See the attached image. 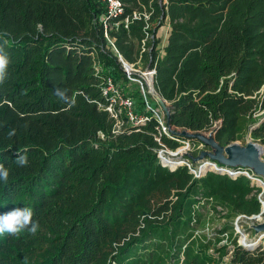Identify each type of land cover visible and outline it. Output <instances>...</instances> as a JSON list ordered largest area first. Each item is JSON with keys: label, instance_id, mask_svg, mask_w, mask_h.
Segmentation results:
<instances>
[{"label": "trees", "instance_id": "obj_1", "mask_svg": "<svg viewBox=\"0 0 264 264\" xmlns=\"http://www.w3.org/2000/svg\"><path fill=\"white\" fill-rule=\"evenodd\" d=\"M120 1L125 15L106 27L100 0H0V214L30 207L39 222L0 235V264H264L263 244H240L234 226L264 217L262 188L158 156L201 142L184 131L264 146V0ZM120 58L155 70L171 137L161 102ZM110 77L149 121L107 110Z\"/></svg>", "mask_w": 264, "mask_h": 264}, {"label": "built area", "instance_id": "obj_2", "mask_svg": "<svg viewBox=\"0 0 264 264\" xmlns=\"http://www.w3.org/2000/svg\"><path fill=\"white\" fill-rule=\"evenodd\" d=\"M100 1H101V3H103L106 6V10H107V13H106L107 15H106V19H105L106 20V23H105L106 27H107L109 21H111L113 19H118L122 15H125L124 14V12H125L124 4L120 0H100ZM120 59L123 63V67H124L125 61L122 58H120ZM130 69H131V64H130ZM130 69H127L125 67L124 70L126 71L128 76L131 78L132 73H131ZM154 74H155V70H151L148 74H145V75L147 77L152 78L154 76ZM109 93H112L113 96H112V99H111L109 106L107 107V110L109 112H111L112 115L116 119L119 118L121 112L125 111L127 116L129 117V119L131 120V122L134 123L135 125H143L147 121H149L148 117L138 116L134 113V101H133V99L129 98V97H125L124 95H122V93L116 87V85H115V83L111 77L106 80V88L104 90L105 95H108ZM160 112H161L160 110L155 111V116L158 119L159 124H160V128H159L160 133L166 134L167 136L171 137L172 136L171 128L167 125L166 118H165V111L162 110V113H160ZM156 140L159 143H161L160 137H157ZM166 151L169 152L172 150L163 146V148L159 150L158 156L161 159V161H163L164 164H166V165L169 164V166H172L171 163L166 162V160L168 159V157H166L167 156ZM172 160H174V159H172ZM179 165H187L188 168L190 169V171L196 177H201L209 171V170H201V169L198 170L196 165L194 163H191V162L186 163V164H180L179 162H176V167ZM215 167H216L215 170H212V171L222 172V173L228 174L229 176H232V177L239 176V175H245V176L249 177V179H251L253 183L257 184V182H260L264 185L263 180H261V178L257 177L255 175V173H253L248 168H244V167H240V166H237L235 168L218 167V165ZM259 199L263 205V212L262 213H264V191H262V193H260ZM261 216H262V214L258 215L257 217H261ZM258 244H260L258 241H253V242L248 243V244L243 243L242 245H244L245 247H252L253 248V247L258 246Z\"/></svg>", "mask_w": 264, "mask_h": 264}, {"label": "rangeland", "instance_id": "obj_3", "mask_svg": "<svg viewBox=\"0 0 264 264\" xmlns=\"http://www.w3.org/2000/svg\"><path fill=\"white\" fill-rule=\"evenodd\" d=\"M162 33L161 35H164L166 33L164 30L161 29ZM131 73L138 74L139 77H142L144 79V82L147 84L149 91H150V83H151V77H147L146 74V68H143L142 64H138L137 66H134L131 64ZM136 83L141 84L139 79L134 80ZM151 93V92H150ZM162 110V109H161ZM160 110V111H161ZM162 113V111L160 112ZM208 137L209 134H206ZM251 141L250 138H248L245 142H238L242 147H246L248 143ZM206 154V155H204ZM208 154L216 155V150L212 147L206 146V144L202 142H194V141H185L176 151H166V157L168 159L171 158L174 159L176 162H179L180 164H186L189 163L190 160L192 162H195L196 167L201 170H215V166H217V162H215L213 159H211ZM225 158H228V156L225 154ZM261 160L264 162V151L263 154H261ZM208 163V164H207ZM203 164V165H202ZM218 167H220L218 165ZM207 168V169H206ZM209 168V169H208ZM247 168V167H244ZM250 169L255 175L264 182V175H259L256 173L254 168H248ZM259 187L262 188V191H264V185L260 182H257ZM219 226V222H216V224L210 225L211 229H215ZM235 231L239 235V243H251L253 241H258L259 243L264 245V230L260 229L262 226H264V217H242L237 218L234 223ZM246 237V238H245ZM252 240V241H251Z\"/></svg>", "mask_w": 264, "mask_h": 264}, {"label": "water", "instance_id": "obj_4", "mask_svg": "<svg viewBox=\"0 0 264 264\" xmlns=\"http://www.w3.org/2000/svg\"><path fill=\"white\" fill-rule=\"evenodd\" d=\"M125 67L127 69H130V64L125 62L124 69ZM150 71V67H147L146 74H148ZM151 80L150 92L158 99L159 102H161L162 107L169 118L170 113L167 107L164 105L162 99L155 91L154 76L151 78ZM213 134L214 132H211L207 137L206 134L203 133H190L187 131L181 133L182 136L191 139H198L207 146L214 148L216 150V155L208 154V156H210L211 159L217 162V164L219 163L226 167H250L254 168L257 174L264 175V162L261 160V154H263L264 151L263 145L251 140L246 147H242L238 142H234L224 147L216 142ZM250 149H253V151H251ZM225 154L228 156V158H225ZM254 218H257V216H254ZM260 229L264 230V226H262Z\"/></svg>", "mask_w": 264, "mask_h": 264}, {"label": "clouds", "instance_id": "obj_5", "mask_svg": "<svg viewBox=\"0 0 264 264\" xmlns=\"http://www.w3.org/2000/svg\"><path fill=\"white\" fill-rule=\"evenodd\" d=\"M9 59L3 48H0V84L7 76ZM61 99H64L63 93L58 92ZM14 133H9V136ZM16 164L18 166H27L28 157L24 154H17ZM9 178V169L0 164V182L7 184ZM34 212L30 207L14 208L13 210L0 214V235L5 233L17 235L27 229L30 233L35 234L39 228V222L33 219Z\"/></svg>", "mask_w": 264, "mask_h": 264}, {"label": "crops", "instance_id": "obj_6", "mask_svg": "<svg viewBox=\"0 0 264 264\" xmlns=\"http://www.w3.org/2000/svg\"><path fill=\"white\" fill-rule=\"evenodd\" d=\"M162 30H164L166 33H164V35H161L160 32ZM158 33V37H160L162 39V45L164 46L167 43V38H168V33H169V26L166 25L164 27H162Z\"/></svg>", "mask_w": 264, "mask_h": 264}, {"label": "bare ground", "instance_id": "obj_7", "mask_svg": "<svg viewBox=\"0 0 264 264\" xmlns=\"http://www.w3.org/2000/svg\"><path fill=\"white\" fill-rule=\"evenodd\" d=\"M251 151H253V149H250ZM166 162L168 163H171L172 167H175L176 166V162L174 160H171V159H167ZM208 164V163H207ZM203 165V164H202ZM207 169V168H206ZM209 169V168H208ZM246 238V237H245ZM252 241V240H251ZM259 241V240H258ZM260 242V241H259Z\"/></svg>", "mask_w": 264, "mask_h": 264}]
</instances>
